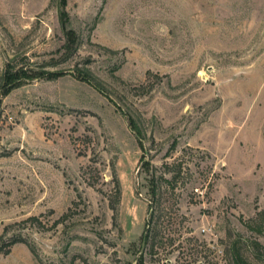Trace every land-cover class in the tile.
I'll return each instance as SVG.
<instances>
[{
    "label": "rangeland",
    "instance_id": "1",
    "mask_svg": "<svg viewBox=\"0 0 264 264\" xmlns=\"http://www.w3.org/2000/svg\"><path fill=\"white\" fill-rule=\"evenodd\" d=\"M59 7L0 0V243L23 240L0 264L264 245V0H67L65 24Z\"/></svg>",
    "mask_w": 264,
    "mask_h": 264
},
{
    "label": "trees",
    "instance_id": "2",
    "mask_svg": "<svg viewBox=\"0 0 264 264\" xmlns=\"http://www.w3.org/2000/svg\"><path fill=\"white\" fill-rule=\"evenodd\" d=\"M67 4V0H59V12L60 18L63 24H65V6ZM56 73L53 71H42L34 76H14L13 74L7 73L4 77L3 89L4 93L8 94L14 87L18 86L23 79L32 80L35 78H46V79H53L55 78ZM83 80H88L89 82H93L88 77H84ZM96 88L101 90V88L96 84L94 85ZM102 91V90H101ZM117 192L120 195V184L119 181H116ZM115 209V208H114ZM116 216V215H115ZM30 219H38L37 217H30ZM259 233L263 232L262 229H256ZM3 240V237L0 236V242ZM23 241L20 237H11L9 241H3L0 243V255L2 253H8L12 245ZM7 244V245H6ZM249 246L253 249V255L256 262L251 261L245 254L244 248ZM7 247V248H6ZM232 255V262L233 264H259V262L264 261V245L258 240H251L250 242L243 241L241 237L233 240L231 242L230 250Z\"/></svg>",
    "mask_w": 264,
    "mask_h": 264
},
{
    "label": "water",
    "instance_id": "3",
    "mask_svg": "<svg viewBox=\"0 0 264 264\" xmlns=\"http://www.w3.org/2000/svg\"><path fill=\"white\" fill-rule=\"evenodd\" d=\"M144 244H145V241H144V243H143V248H144ZM143 248H142V250H143Z\"/></svg>",
    "mask_w": 264,
    "mask_h": 264
}]
</instances>
